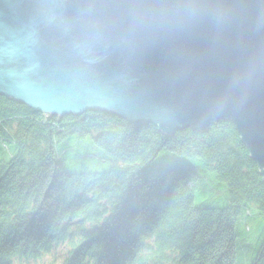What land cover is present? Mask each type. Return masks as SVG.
<instances>
[{"label": "trees", "instance_id": "1", "mask_svg": "<svg viewBox=\"0 0 264 264\" xmlns=\"http://www.w3.org/2000/svg\"><path fill=\"white\" fill-rule=\"evenodd\" d=\"M0 142V264H54L69 232L80 240L57 257L80 244L70 264H264V184L229 121L166 135L0 95ZM90 143L111 168L68 173L66 161L85 171Z\"/></svg>", "mask_w": 264, "mask_h": 264}, {"label": "water", "instance_id": "2", "mask_svg": "<svg viewBox=\"0 0 264 264\" xmlns=\"http://www.w3.org/2000/svg\"><path fill=\"white\" fill-rule=\"evenodd\" d=\"M0 95L166 135L229 121L264 184V0H0Z\"/></svg>", "mask_w": 264, "mask_h": 264}, {"label": "rangeland", "instance_id": "3", "mask_svg": "<svg viewBox=\"0 0 264 264\" xmlns=\"http://www.w3.org/2000/svg\"><path fill=\"white\" fill-rule=\"evenodd\" d=\"M50 116V115H49ZM2 143L0 142V145ZM91 145H87L88 147L86 148H82L80 149V151L77 154H80L81 157H87V159L89 160V163H87V165H85V171L84 168H81L79 166H76L75 164L70 166V164L72 162H64V165L66 167V171L68 173H82V172H91V176H94L96 173H103V172H107L110 168H111V163L109 161H107L102 152H100V150H98L92 143H90ZM85 145V144H84ZM8 151L12 154H14V150L12 149H8ZM5 158V155L1 154L0 155V159ZM90 176V175H89ZM90 176V177H91ZM100 212H98L97 214H99ZM102 215V214H101ZM99 216L100 220L101 218L104 216ZM99 218L97 219V221H99ZM255 224V223H254ZM245 226L248 227V233L247 235H249L250 233H255L257 230L256 228H253V224L250 222H245L244 220H239L238 221V227L242 230H245ZM77 254H74L71 256V260L74 259V257H76ZM245 261V259H244ZM244 261L242 264H244ZM71 263V262H70Z\"/></svg>", "mask_w": 264, "mask_h": 264}]
</instances>
